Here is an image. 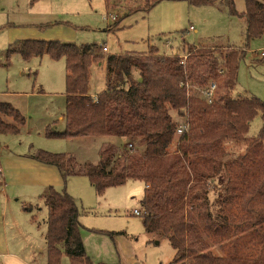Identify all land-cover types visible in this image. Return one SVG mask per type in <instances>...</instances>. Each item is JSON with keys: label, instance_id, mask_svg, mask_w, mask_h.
<instances>
[{"label": "rangeland", "instance_id": "1", "mask_svg": "<svg viewBox=\"0 0 264 264\" xmlns=\"http://www.w3.org/2000/svg\"><path fill=\"white\" fill-rule=\"evenodd\" d=\"M141 3L142 0H0V102H9L25 116L21 132L0 133V143L15 139L5 153L9 159V155H19V167L27 168L35 160L29 154L43 149L68 153L80 168L85 163H99L102 150L111 141H116L118 147L128 142L117 136L49 137L47 130H53L52 124H59L61 131L65 129V119L59 116L66 107V59H53L45 54L25 60L18 52L8 56L7 48L19 39L95 43L105 55L146 53L154 46L162 53H171V48L166 47L168 39L171 46L187 42L205 47H245L234 95L250 93L264 100V57L255 58L264 50V33L248 42L245 19L231 15L225 5L218 3L197 6L188 0H161L150 11H145ZM235 3L239 12L245 11L246 0ZM48 23L52 26L40 27ZM180 55L185 65L188 54ZM90 72L89 92L95 96L106 88V61L93 63ZM219 72L223 73L224 69L220 67ZM186 85L193 94L192 85ZM0 116L12 122L11 117L2 113ZM261 128L259 113L250 122L245 136L255 138ZM261 149L246 141H227L221 147L220 173L214 180H208L209 203L200 198L198 208L192 210L191 217L196 221L194 231L199 236L191 241L194 251L187 264H225L231 255L252 256L254 231L264 224V195L258 191L263 176L261 163L264 164V149ZM108 153L106 150L105 155ZM51 186L58 191L66 189L78 200L81 236L87 255L95 264L172 262L176 251L169 239L146 232L144 215L134 214L135 210L143 211V181L130 180L111 186L102 194L85 175H71L66 181L60 175L59 183ZM47 187L25 179L19 193L12 195L14 207L11 205L7 210L12 215L8 216L4 229L0 226V264H19V254L28 264H47L44 234L48 207L39 197ZM11 189L7 188L8 193ZM3 199L0 191V214ZM218 215L231 225L226 221L224 226L216 225ZM5 239L9 254L3 253ZM61 264H72V260L63 255Z\"/></svg>", "mask_w": 264, "mask_h": 264}, {"label": "trees", "instance_id": "2", "mask_svg": "<svg viewBox=\"0 0 264 264\" xmlns=\"http://www.w3.org/2000/svg\"><path fill=\"white\" fill-rule=\"evenodd\" d=\"M160 1L142 0L141 7L150 11ZM188 1L197 6L225 5L231 15L245 19L248 42L264 33V0H246L244 12L236 9V0ZM50 26L48 23L40 27ZM171 45V53H162L154 46L146 53L105 55L95 43L19 39L10 44L6 53L10 56L18 52L25 60L45 54L66 59L65 129H48L49 137L117 136L133 145L127 144L120 151L108 145L99 163H85L80 168L68 153L37 149L29 156L55 166L65 181L71 175L87 176L99 194L130 180L143 181L141 206L146 232L169 239L176 251L170 264H187L194 251L191 241L199 236L194 231L192 210L196 211L200 198L209 203L208 180L220 173L223 144L246 141L264 149V100L253 94L234 95L245 47H205L187 42ZM181 52L188 54L185 65L181 63ZM103 60L107 66L106 88L94 99L89 92L90 67ZM213 82L217 88L208 102L200 90ZM186 84L192 85L193 94ZM0 113L12 119L7 122L0 116V133L21 132L25 116L18 108L0 102ZM259 113V135L247 138L250 122ZM180 124H187L182 132L178 131ZM246 156L250 157L249 152ZM261 165L263 176L258 191L264 195V164ZM41 198L48 207L47 264H61L63 255L69 256L72 264H95L81 236L77 199L66 189L58 191L54 186H48ZM224 221L218 215L215 224L224 226ZM254 232L252 256L231 255L225 264H264V224Z\"/></svg>", "mask_w": 264, "mask_h": 264}, {"label": "crops", "instance_id": "3", "mask_svg": "<svg viewBox=\"0 0 264 264\" xmlns=\"http://www.w3.org/2000/svg\"><path fill=\"white\" fill-rule=\"evenodd\" d=\"M257 57L259 56L256 55L255 58ZM246 93H249V92H245V94ZM65 97H66V94H65ZM59 117L60 119H64L63 114H60ZM58 127H59V124L58 126L57 125L54 126L52 124V129L54 131H61ZM13 140L15 139H10L9 141L4 142V144L0 143V187H1L0 191H1V194L4 196V199H3L4 207H3V211L0 214V218H1L0 226L3 229L6 226V220L8 216L11 214L10 213L8 215L7 210L9 206L11 205L12 207H14V205L12 204V197H13L12 195H16L17 193H19V187H21V185L24 184L25 179H28V181H30L31 184L35 183V184L44 185V186H47V185L51 186V185H56L57 183H59V178H60L59 170L53 165H48V164L41 163L37 160H33V162L28 164V167L24 169V168L19 167V155H14V156L9 155L10 157L9 159L5 153V150H9V145ZM128 142L126 144H128ZM108 145L115 147L117 150L122 149V147H118V144H116V141L115 142L111 141ZM7 188H12L11 189L12 192L8 193ZM41 194L42 192L39 194V197H41ZM25 207L27 208V206ZM79 207H80V204H79ZM0 235H2V230L0 231ZM45 235L46 233L44 234V242L46 244ZM4 246L6 250L3 253L9 254L11 251L9 249L7 250L8 244H7L6 239H5V245L3 243V247ZM19 264H28V262L20 254H19Z\"/></svg>", "mask_w": 264, "mask_h": 264}, {"label": "built area", "instance_id": "4", "mask_svg": "<svg viewBox=\"0 0 264 264\" xmlns=\"http://www.w3.org/2000/svg\"><path fill=\"white\" fill-rule=\"evenodd\" d=\"M192 28V27H191ZM172 41L171 39H168L166 41V47L167 48H170V45H171ZM104 51L107 50V47L104 46L103 47ZM257 56H264V50L261 51V53H257ZM186 57V56H185ZM216 88H217V84L215 82L211 83L207 88L205 89H201V95L208 101V102H211L215 96V91H216ZM94 99H96V95L94 96ZM187 128V124H180L179 125V128H178V131L179 132H182L184 129ZM129 146H133L132 143H129L128 144ZM134 214L136 215H140V214H143L144 215V211L140 212L139 210H135L134 211Z\"/></svg>", "mask_w": 264, "mask_h": 264}]
</instances>
